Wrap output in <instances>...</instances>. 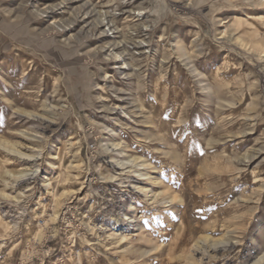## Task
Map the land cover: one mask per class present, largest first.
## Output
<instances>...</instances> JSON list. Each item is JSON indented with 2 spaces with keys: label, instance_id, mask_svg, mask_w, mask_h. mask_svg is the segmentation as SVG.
Wrapping results in <instances>:
<instances>
[{
  "label": "rangeland",
  "instance_id": "1",
  "mask_svg": "<svg viewBox=\"0 0 264 264\" xmlns=\"http://www.w3.org/2000/svg\"><path fill=\"white\" fill-rule=\"evenodd\" d=\"M0 264H264V0H0Z\"/></svg>",
  "mask_w": 264,
  "mask_h": 264
},
{
  "label": "built area",
  "instance_id": "2",
  "mask_svg": "<svg viewBox=\"0 0 264 264\" xmlns=\"http://www.w3.org/2000/svg\"><path fill=\"white\" fill-rule=\"evenodd\" d=\"M90 148H93V146H90Z\"/></svg>",
  "mask_w": 264,
  "mask_h": 264
}]
</instances>
